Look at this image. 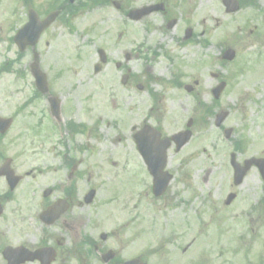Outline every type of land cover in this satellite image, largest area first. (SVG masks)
I'll list each match as a JSON object with an SVG mask.
<instances>
[{
  "label": "rangeland",
  "instance_id": "1",
  "mask_svg": "<svg viewBox=\"0 0 264 264\" xmlns=\"http://www.w3.org/2000/svg\"><path fill=\"white\" fill-rule=\"evenodd\" d=\"M37 1L38 4L47 2ZM113 1L119 3L120 10L115 9ZM148 1L150 0H112L106 7L90 6L84 9L72 22L76 34L70 33L65 37L68 40V57L65 58L64 53H60L57 57L60 59L58 64H53L48 55L43 56L40 61L42 69L48 72L47 75L56 73L57 67L67 68L64 75L66 91L69 92L70 85L76 86L80 99L84 100L83 105L87 108V119L94 121L100 136L98 148L102 153H111L110 157L114 161L119 162L116 154L124 155L128 150V130L137 126L151 108L150 90L164 95L165 120L168 119L167 116H172V111L178 116L177 125H165V128L169 129L168 133L182 129L187 119L193 118L195 127L190 143L182 149V154L170 157V169L175 175L169 191L185 192L184 190L189 188L192 195L190 203L185 206L178 203L177 207H170L172 201L165 203L164 200L154 199L151 194L141 202L135 201V191L127 188L125 176L120 177L121 171L114 169L108 160H100V168L96 166L97 169L93 170L97 172L100 184L97 200L112 203L107 205L110 210L104 211L98 217L100 225L95 232L107 234L103 246L113 249L119 259L139 257L148 264H250L249 261L255 258L254 254L264 253V210L254 206L255 200L264 197V192L253 186L255 177L246 178L244 186L238 191V199L228 213L230 215L231 212H237L244 221L249 218V226L254 228L252 233L248 232L247 224L236 227L230 224L231 222L225 227V233H219L212 218L215 217V211L220 210L223 213V202L229 190L226 186L228 176L225 170L231 143L223 138V127L232 128L233 137L240 136L248 140L246 155L261 152V149L264 151V56L260 58L264 44L242 40L246 52L239 55V61L246 57L250 61V71L232 79L228 90L217 100L213 99L210 91L218 82L210 77L209 72L219 71L218 81L232 76L228 74L236 65L228 70L217 67L215 58L219 49L221 45L239 48L232 46L234 42L231 40L235 38L237 41L239 37L249 35L248 29H253L256 24L264 25V10L259 13L248 9L230 17L225 14L220 0H208L205 6L196 5L194 11L190 2L194 0H183L185 6L172 9L173 17H179L181 24L189 21L197 33L205 30L203 37L208 40V48L204 51L203 58L211 63L207 68L198 67L195 70L191 63L195 55L198 62L202 57V49L199 46L183 53L178 46L177 30L166 29L159 16L151 15L139 22H133L129 28L133 51L138 50L141 53L130 63L131 73L137 77L135 81L144 83L145 75L168 81L175 75L182 85L179 89H170L151 81L148 85L149 92H137L135 89L130 92L119 83L125 69L117 67L116 64L125 63L124 53L131 48L127 45V31L122 32L121 37H118V33L125 30L126 18L123 12L129 7H140ZM256 1L258 4L264 3L263 0ZM247 17L249 18L246 21ZM252 17L253 20H250ZM0 20L4 22L2 17ZM145 21L153 25L150 33L144 31ZM239 28L243 34L238 33ZM5 34L3 31L2 35ZM226 37L230 39L222 44L220 40ZM249 37L252 40L254 34ZM75 41H78L80 46L78 54H74L75 45L72 47ZM262 41L264 42V39ZM99 47L106 51L110 62L99 77H93L92 67L97 61ZM163 49L173 56L172 62L168 63L162 57ZM49 51L47 47L42 48L43 54H49ZM150 67L151 71L148 70ZM260 75L259 80L257 78ZM195 80L198 81V87L196 93L192 94H197L200 98L202 108L207 106L214 109L213 115L206 118L205 123L195 124V112L199 107L194 99L196 96L187 94L183 89L184 84H193ZM96 81L99 90H95L97 99L93 103L88 97L94 94ZM219 111H227L228 116L221 128L217 129L214 126V116ZM176 158L187 163L184 172L175 170L178 165ZM208 168L212 172L206 179L204 175ZM114 173L118 174L116 178H120L112 181ZM185 176L190 180H184ZM135 202L139 203V206H136ZM217 216L220 217L219 213ZM185 248L188 251L183 253Z\"/></svg>",
  "mask_w": 264,
  "mask_h": 264
},
{
  "label": "flooded vegetation",
  "instance_id": "2",
  "mask_svg": "<svg viewBox=\"0 0 264 264\" xmlns=\"http://www.w3.org/2000/svg\"><path fill=\"white\" fill-rule=\"evenodd\" d=\"M246 1L238 0V12L245 8L259 13L264 10V3L258 4L256 0H249L248 5L244 6ZM190 2L194 11L196 5L205 6L208 0ZM170 3L171 0L148 1L145 6H154L156 11L144 16L142 20L151 15L159 16L166 29L177 30L178 38L185 42V45H189V48L199 46L202 49L200 61L195 60V55L191 63L192 68L195 70L198 67H209L211 61L203 58L204 51L208 48V40L203 37L205 30L197 33L189 21L181 24L179 17L171 18ZM66 10L67 8L64 9L65 13ZM29 11H33L36 19L41 21L53 11V0L40 4L37 0H0V17L4 19V22L0 20V36L6 37L10 32L16 33L27 22ZM61 11L55 21L42 32L34 46H23L20 49L13 44V50L8 49L13 55V64H23L25 68L28 66L30 69L31 63L37 59L41 61L46 55L53 64L60 62L57 58L60 53H64L65 58L68 57V40L65 37L70 27L73 33H76L72 23L69 24V14H63ZM170 18L174 20V24L168 28ZM76 19L77 17L72 15L71 22ZM250 20H253V17ZM144 28L145 33H150L153 25L145 21ZM187 29H190L189 33L186 32ZM263 29L264 25L256 24L253 29H248L249 35L239 37L237 41L235 38L231 40L234 42L232 46L239 47L235 49L236 58L246 51L244 39L264 44ZM3 31L6 32L5 36L2 35ZM238 33L243 34L242 29L239 28ZM252 34L254 37L250 40L249 36ZM4 41L9 40L6 38ZM78 41L72 43V47L75 45L77 49L80 48ZM127 45L131 49L124 53L125 63L116 64L117 67L125 69L119 83L130 92H133V89L137 92H149L151 78L145 75L144 83H140L135 81L137 77L131 73L130 63L141 53L138 50L133 51L132 36L129 32ZM43 47L50 50L49 54H43ZM156 47L161 49L160 46ZM3 53L0 51V63H3ZM168 55L167 50L163 49L162 56L169 58ZM236 58L229 62L217 57V67L228 70L235 66L232 63H236ZM246 63L247 61H238L232 70L242 68ZM66 70L64 66L57 67L56 73L46 75L47 90L44 94L38 91L33 75H0V264H122L124 259H119L115 251L112 255L106 254L111 250L103 246L107 234L95 232L100 225L98 217L104 211L110 210L107 205L112 202L97 200L100 184L97 172L93 170L96 166L100 168V160H108L114 169L121 171L120 177L125 176L128 189L136 187L135 183L147 185L148 169L140 154L136 135L143 129L149 130L147 126H151L160 133L159 139L163 141L179 131L168 133L169 129L165 128V125H177L178 116L172 111V116H167L168 119L165 120V97L160 94L157 99L152 98V103L156 104L148 110L145 118L128 130V150L124 155L116 154L120 163L114 161L110 157L111 153H102L98 148L100 140L96 125L93 120L87 119V108L83 105L84 100L80 99L78 89L70 85L69 92L66 91ZM148 70L151 71V67ZM212 74L210 71L209 75ZM94 85V94L88 97L93 103L97 99L95 90H99L97 81ZM194 85L192 93H196L198 82L194 81ZM167 87L175 88L172 84ZM131 98L130 95L129 99ZM146 137L148 138V135ZM180 152L175 150L173 143L169 145L166 170L172 174V181L175 173L170 169V157H177ZM232 158L235 163L243 166L247 159H263L264 153L254 152L246 155L245 149L241 148L239 152L228 154L227 183L231 188L236 187L233 183ZM176 160L178 165L175 170L184 172L187 163L179 158ZM211 172V169H207L208 175ZM247 175L256 176V183L264 189V181L258 167L252 166ZM117 176L118 174L114 173L112 181L118 179ZM188 179L184 177V180ZM242 184L243 182L239 185ZM168 189L169 186L161 196L165 203L173 200L180 202V199L190 203L189 188L184 190L185 192H171ZM184 193H187L188 197L184 196Z\"/></svg>",
  "mask_w": 264,
  "mask_h": 264
},
{
  "label": "water",
  "instance_id": "3",
  "mask_svg": "<svg viewBox=\"0 0 264 264\" xmlns=\"http://www.w3.org/2000/svg\"><path fill=\"white\" fill-rule=\"evenodd\" d=\"M71 1H72V0H71ZM135 14H136V15H134V18H135V19H137V18L140 17V15H138V14H139L138 12H135ZM51 20H52V17L50 16V18L44 23V25H41V26H40V28L38 29L37 33L35 34V37H36V38H37V36H38V33H39V32H40V31H41L46 25H48V24L51 22ZM227 53L229 54V57H228V58H232V54H231V52L229 51V52H227ZM220 88H221V86H220L215 92L217 93L218 91H220ZM222 118H223V116L217 118V124L221 122ZM187 136H188V134H181L180 137H179V136H175V137H174V140L178 142V145H182V144L187 140ZM138 139H139V138H138ZM146 140H147V139H146ZM147 144H148V146H149L150 152H149L148 155L145 156V158H146V160L150 163V162L153 160L152 157H151V155H152V154H156V153H157V150L154 148L155 143H153L152 138H149V139L147 140ZM166 146H167V145H165L163 148L165 149ZM162 151H163V149H162ZM159 152H160V151H159ZM154 156L157 157V155H154ZM159 158L161 159V162H162V164H163V162H164V157H163V158H162V157H159ZM159 178H160L159 173H155V179H156V180H159ZM161 179L164 181V184H165V183L168 181L169 177H163V178L161 177ZM129 264H142V263L139 262V261H132V262H130Z\"/></svg>",
  "mask_w": 264,
  "mask_h": 264
}]
</instances>
